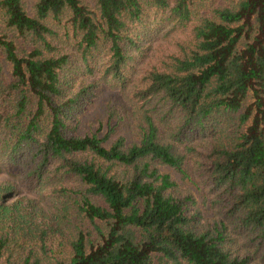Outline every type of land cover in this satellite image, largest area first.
Here are the masks:
<instances>
[{
    "label": "trees",
    "instance_id": "obj_1",
    "mask_svg": "<svg viewBox=\"0 0 264 264\" xmlns=\"http://www.w3.org/2000/svg\"><path fill=\"white\" fill-rule=\"evenodd\" d=\"M2 175L0 264H264V0H0Z\"/></svg>",
    "mask_w": 264,
    "mask_h": 264
},
{
    "label": "rangeland",
    "instance_id": "obj_2",
    "mask_svg": "<svg viewBox=\"0 0 264 264\" xmlns=\"http://www.w3.org/2000/svg\"><path fill=\"white\" fill-rule=\"evenodd\" d=\"M85 1H86L87 3H89V2H92V1H94V0H85ZM106 97H107V94H106V96H103V98L101 99V102H100L98 108H97V106H96V107H94V108L92 109V112H91V115H92V116H96V115L99 114L101 117L106 118V116H104V115L100 112V105H101L102 101H103ZM92 128H93L94 130H96V129L98 128V124H97L96 122H94L93 125H92ZM102 132H103V131H102ZM163 171H164V172H170L174 178L176 177L175 174L172 173V171H170V170H168V169H165V170H163ZM0 178H1V179H6L7 176H6V175H2ZM198 194H199V193L195 192V195L197 196L199 202H201V196L198 195ZM30 198H31V197H30ZM199 204H200V203H199ZM200 206H201V204H200Z\"/></svg>",
    "mask_w": 264,
    "mask_h": 264
}]
</instances>
